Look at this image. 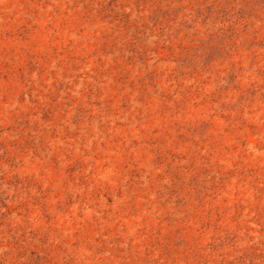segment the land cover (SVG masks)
Wrapping results in <instances>:
<instances>
[{"label": "rangeland", "instance_id": "rangeland-1", "mask_svg": "<svg viewBox=\"0 0 264 264\" xmlns=\"http://www.w3.org/2000/svg\"><path fill=\"white\" fill-rule=\"evenodd\" d=\"M0 264H264V0H0Z\"/></svg>", "mask_w": 264, "mask_h": 264}]
</instances>
